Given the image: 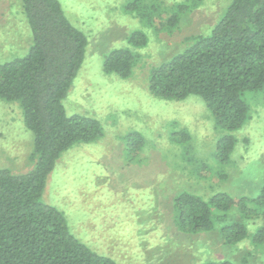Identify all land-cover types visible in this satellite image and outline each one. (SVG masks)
Listing matches in <instances>:
<instances>
[{
	"label": "rangeland",
	"instance_id": "1",
	"mask_svg": "<svg viewBox=\"0 0 264 264\" xmlns=\"http://www.w3.org/2000/svg\"><path fill=\"white\" fill-rule=\"evenodd\" d=\"M58 1L88 40L83 64L63 104L68 115L96 119L102 134L62 154L42 199L63 213L79 241L117 264L220 259L264 264V245L252 246L247 240L226 246L218 227L182 233L173 203L181 192L205 200L222 192L237 198L259 195L264 187V93L244 94L249 120L234 133L237 143L229 162L220 164L214 158L219 135L202 101L195 96L178 102L161 99L148 85L151 68L181 52L192 36L207 34L230 0H202L181 16L172 32L160 27L148 31V43L138 50L132 74L125 79L105 74L102 64L105 54L125 46L127 34L141 27L134 14L123 10L131 0ZM152 1L170 9L185 0H143ZM30 43L20 2L0 0V63L24 56ZM131 131L145 138L138 154L125 139ZM180 131L187 132L189 141L182 143L175 136ZM32 140L18 106L0 101V169L15 175L30 171Z\"/></svg>",
	"mask_w": 264,
	"mask_h": 264
},
{
	"label": "trees",
	"instance_id": "2",
	"mask_svg": "<svg viewBox=\"0 0 264 264\" xmlns=\"http://www.w3.org/2000/svg\"><path fill=\"white\" fill-rule=\"evenodd\" d=\"M18 1L31 43L24 56L0 63V101L20 109L23 124L33 137V167L20 175L0 169V264H117L79 241L63 213L42 199L47 178L62 154L76 144L94 142L102 134L96 119L68 115L63 104L83 64L87 37L66 16L58 0ZM185 1L170 9L153 1L125 4L123 10L134 14L141 27L127 34L125 46L105 54L103 72L128 78L138 50L148 43V31L160 27L172 32L181 16L202 0ZM189 40L181 52L151 68L149 91L177 102L189 96L199 98L219 135L214 158L226 164L237 143L234 133L250 117L244 94L264 93V0H230L207 34ZM175 134L182 143L190 139L185 131ZM125 139L137 154L145 144L138 131L129 132ZM173 203L182 233L198 234L218 227L226 246L247 240L252 246L264 245V187L253 198L222 192L205 200L181 192ZM199 264L232 263L220 259Z\"/></svg>",
	"mask_w": 264,
	"mask_h": 264
}]
</instances>
